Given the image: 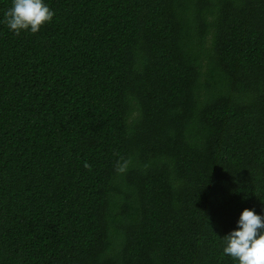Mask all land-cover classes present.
<instances>
[{"label": "trees", "instance_id": "16d2710c", "mask_svg": "<svg viewBox=\"0 0 264 264\" xmlns=\"http://www.w3.org/2000/svg\"><path fill=\"white\" fill-rule=\"evenodd\" d=\"M12 0H0V21ZM0 22V264H238L264 214V0H46Z\"/></svg>", "mask_w": 264, "mask_h": 264}, {"label": "clouds", "instance_id": "9594fccd", "mask_svg": "<svg viewBox=\"0 0 264 264\" xmlns=\"http://www.w3.org/2000/svg\"><path fill=\"white\" fill-rule=\"evenodd\" d=\"M53 16L54 11L46 0H12L0 22L16 34L22 31L37 33ZM221 239L224 254L238 264H264V214L255 208H244L236 227Z\"/></svg>", "mask_w": 264, "mask_h": 264}]
</instances>
